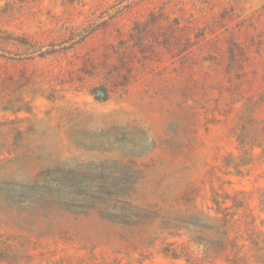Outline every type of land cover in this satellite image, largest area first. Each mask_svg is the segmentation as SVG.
Listing matches in <instances>:
<instances>
[{"label":"rangeland","instance_id":"rangeland-1","mask_svg":"<svg viewBox=\"0 0 264 264\" xmlns=\"http://www.w3.org/2000/svg\"><path fill=\"white\" fill-rule=\"evenodd\" d=\"M0 264H264V0H0Z\"/></svg>","mask_w":264,"mask_h":264}]
</instances>
